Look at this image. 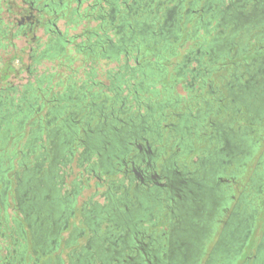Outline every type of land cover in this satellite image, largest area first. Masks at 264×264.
<instances>
[{
    "label": "flooded vegetation",
    "instance_id": "af4514ba",
    "mask_svg": "<svg viewBox=\"0 0 264 264\" xmlns=\"http://www.w3.org/2000/svg\"><path fill=\"white\" fill-rule=\"evenodd\" d=\"M68 2L0 0V264H264V0L87 3L123 63L57 90Z\"/></svg>",
    "mask_w": 264,
    "mask_h": 264
},
{
    "label": "rangeland",
    "instance_id": "374dc122",
    "mask_svg": "<svg viewBox=\"0 0 264 264\" xmlns=\"http://www.w3.org/2000/svg\"><path fill=\"white\" fill-rule=\"evenodd\" d=\"M94 0H84L83 2V6L85 7V5L87 3L93 2ZM78 8L79 4H77L76 1L74 0H69V2L67 3V6L64 7L65 8V14L61 17L58 18L56 24L59 30H61L62 32L67 31L69 35L73 34V35H78L81 30L84 28V26H90V27H94L95 25H97V23L95 22L94 19H85L82 20L80 23H78V25H74V26H69L68 20L66 18V13L69 12V10L74 9V8ZM8 18V16H7ZM6 22H4L2 25H5L7 22H10V19H5ZM3 27V26H0ZM35 35L37 36V39H39V42L41 43V48L44 47V45L47 43V41L49 40L48 38H50V34L49 33H45L43 28H37L35 30ZM25 38L23 36H13L10 35L9 36V41H13L15 43H17L18 48L20 47H24V57L25 60L27 61V63H33V61L31 60V58L29 57L31 55V49L30 47H36V45L38 44L36 42L35 39H31V41L29 42V45L27 44V41L24 40ZM86 38H81L78 37L77 41L79 40L80 42H83ZM70 41V38H69ZM191 42L186 43L184 45V47L182 48V51L188 47V45H190ZM10 45V44H9ZM8 46V45H7ZM73 45L71 43H68L64 46V49L61 52V55H63V53L65 52H70L71 56H73L70 61L69 60H65V64L67 65L64 66L62 61H61V57L55 60H43L41 62H37L35 63L33 66H35V68L40 71L41 74L44 75H49L51 78H54V80L52 81V83H56V87L54 89H59V90H63L65 85H70V80H73L77 82L78 85L84 83V81L86 79H88L87 75L90 71H94L96 74V78L97 80L101 81V83L103 84H107L109 85L110 83V79L108 77L109 72H117L118 69L120 67L119 64H122L123 61L119 62L116 60H109L108 62H106V60L102 59V58H95L93 60L89 59L88 57L84 56L83 54H77L75 55L74 51H70L72 50ZM17 49L16 47L13 48L12 46H8L5 49H2L0 51V63L6 59L7 57H9L13 52H15ZM69 50V51H67ZM121 60H123V58H121ZM173 61H175L174 57H173ZM57 63H60L61 67L57 66ZM130 64H134L133 59L130 60ZM61 73V74H58ZM21 77H23V79H17L14 77H10L8 78V80L11 81L12 84H19L22 85L20 83H23L26 79H32L34 80V77H30L28 76V72L23 71L21 73ZM71 78V79H70ZM70 79V80H69ZM58 81H60V83H58ZM1 85H6V81H4ZM23 89V88H22ZM110 94H112V91H109ZM178 92L181 94H185L186 91L179 87L178 88ZM109 94V93H108ZM44 111L41 113L43 114ZM29 129H31L30 123L27 122V126L26 129L24 130L23 136L21 137L20 140H18L16 143H14L15 138L19 135L18 133L13 135L10 138V141L8 142V145L6 147V151H10L11 148L10 146H15V150L18 151V157H20L21 155V151L27 150L28 149V136H29ZM14 143V144H13ZM18 159H16V161H14V165L17 166V161ZM255 163V161H254ZM12 209L9 208L8 210V215L9 217L12 216ZM7 233H8V229ZM6 240V239H5ZM8 240V238H7Z\"/></svg>",
    "mask_w": 264,
    "mask_h": 264
},
{
    "label": "trees",
    "instance_id": "16d2710c",
    "mask_svg": "<svg viewBox=\"0 0 264 264\" xmlns=\"http://www.w3.org/2000/svg\"><path fill=\"white\" fill-rule=\"evenodd\" d=\"M97 13H85V18H88V19H94L95 21H100V19L96 18L95 15ZM99 24V23H98ZM97 25H95L94 27H90V26H84V28L81 30V32L77 35H73L72 37H70V41L67 42L68 43H71L73 45V48L72 50L74 51L75 55L77 54H83L84 56L88 57L89 59L93 60L95 58H102L104 60H106V62H108L109 60H116L119 62L123 61L121 60L120 58L119 59H116L118 58L116 55H114V58H108L106 56H97L95 57V54L94 53H89V50L85 48V45H82L81 43L83 44H86L88 40H94L96 38V36H98L97 34V31L100 32V27ZM78 37H81V38H86L83 42H80L79 40L77 41V38ZM70 50V51H72ZM69 51V50H67ZM73 56H71V53L70 52H66L62 55L61 57V60L63 62V65L67 67V65L65 64V60H69L72 58ZM92 72V71H90ZM44 78H48V75H43Z\"/></svg>",
    "mask_w": 264,
    "mask_h": 264
},
{
    "label": "crops",
    "instance_id": "0c3cea01",
    "mask_svg": "<svg viewBox=\"0 0 264 264\" xmlns=\"http://www.w3.org/2000/svg\"><path fill=\"white\" fill-rule=\"evenodd\" d=\"M66 14H67L66 15V18L68 20L69 26H74L76 24L78 25V23H80L82 20L87 19V18L84 17L85 16V13H84V6L83 5L82 6H79L78 8L76 7V10H75V8L74 9H71V11L69 10V12L66 13ZM57 20L58 19H55L56 22H57ZM95 22L97 24L99 23L98 21H95ZM64 34H65L66 37H68V40H69L70 37L73 36V34L69 35L67 31H64ZM65 44H67V42ZM58 74H61V73H58ZM49 78H51V77L48 75V79ZM17 132H18V128L17 127H15L11 132H9L8 142L10 141V138L13 135H15Z\"/></svg>",
    "mask_w": 264,
    "mask_h": 264
}]
</instances>
